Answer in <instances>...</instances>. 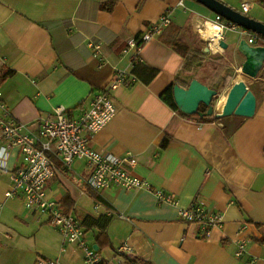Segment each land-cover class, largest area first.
<instances>
[{"label":"crops","instance_id":"obj_1","mask_svg":"<svg viewBox=\"0 0 264 264\" xmlns=\"http://www.w3.org/2000/svg\"><path fill=\"white\" fill-rule=\"evenodd\" d=\"M219 1L264 24V7L257 0ZM243 4L250 6L247 13ZM168 13L163 32L143 43L150 27ZM217 16L196 0H0V73H11L0 86V123L9 114L36 132L60 107L78 119L93 96L125 72L126 83L112 92L117 115L90 138L89 146L121 157L132 154L138 164L126 166L127 171L178 198L179 204L172 205L160 203L146 189L95 190L87 185L92 171L84 161L76 160L65 171L52 156L58 175L47 185L48 198L60 203L70 197L81 217L111 218L110 245L100 252L98 230L86 232L89 245L107 262L127 264L128 256L118 252L127 244L135 258L152 264H264V245L258 242L264 238V75L244 76L245 57L238 51L241 41L256 38L251 45L258 46L264 38L240 27L228 29L227 49L214 54L198 29ZM174 28L180 29L182 51L206 54L199 69L185 72L184 56L166 43L176 37ZM95 46H100L98 57ZM212 59H219L216 63L230 75L223 92L207 84L219 92L218 110L231 87L243 80L257 98L253 117L201 123L162 100L175 83L187 88L184 84L194 79L201 82ZM21 164L17 148L0 150V201L5 204L0 264H38L57 257L62 264H84L78 246L67 244V252H61L59 231L29 211L20 195L6 198L13 188L11 175ZM195 205L223 215L222 224L207 236L179 217L181 209Z\"/></svg>","mask_w":264,"mask_h":264},{"label":"built area","instance_id":"obj_2","mask_svg":"<svg viewBox=\"0 0 264 264\" xmlns=\"http://www.w3.org/2000/svg\"><path fill=\"white\" fill-rule=\"evenodd\" d=\"M242 9L247 13L250 6L243 4ZM169 16L170 13L162 16L158 23L150 27L143 43L151 41L154 36L163 32L169 24ZM238 28L233 23L223 22V18L218 15L215 21L204 22L198 32L207 41L211 51L219 54L223 50L221 42L225 31ZM255 41L256 38L249 39L250 44ZM131 45L136 44L132 42ZM99 48L100 46H95V57H98ZM126 79L125 72H118L109 89L95 94L90 108L78 119H71L67 110L60 107L55 110L54 116L41 122L36 132L30 131L26 125L17 122L9 114H5L0 123V150L4 152L5 148H17L22 158L21 166L11 175L13 188L6 193V198L20 195L29 211L41 220L47 218V222L59 231L64 242L61 252H67V244L78 246L84 254V264H100L102 258L98 251L89 245L81 220L76 215L61 210L59 204L47 196V185L58 175L52 156L60 159L65 171L70 170L76 160L84 161L92 171L87 185L95 190L115 187L126 191L146 189L152 191L162 204H179L175 194L155 190L145 179L125 169L126 166L136 168L138 164L132 154L121 157L100 153L89 146L90 138L116 117L117 106L112 92L125 84ZM4 206V202L0 201V219ZM179 217L187 224L199 226L205 236L210 233L211 228L221 225L223 221L221 212H209L202 205L181 209ZM243 250L244 246H241L237 256H240ZM118 252L129 258H135L127 244L121 245ZM38 264H62V262L57 257L41 259Z\"/></svg>","mask_w":264,"mask_h":264},{"label":"water","instance_id":"obj_3","mask_svg":"<svg viewBox=\"0 0 264 264\" xmlns=\"http://www.w3.org/2000/svg\"><path fill=\"white\" fill-rule=\"evenodd\" d=\"M196 1L226 21L264 38L263 23L242 14L219 0ZM221 45L223 49H227L224 41L221 42ZM238 51L245 57V62L241 67V73L244 76L256 79L260 74L264 75V45L253 46L243 40L238 46ZM173 93L179 110L188 116L226 118L235 115L250 118L255 115L257 108V98L243 80L231 87L221 112L214 104L215 99H219V92L197 79L192 80L187 88L176 85ZM202 105L208 108L207 112H200L199 109ZM94 249L98 250L97 247Z\"/></svg>","mask_w":264,"mask_h":264},{"label":"trees","instance_id":"obj_4","mask_svg":"<svg viewBox=\"0 0 264 264\" xmlns=\"http://www.w3.org/2000/svg\"><path fill=\"white\" fill-rule=\"evenodd\" d=\"M257 3H259L261 6L264 7V0H257ZM105 9L107 10H111L112 6L110 5H106ZM175 30V38H173V40H166V43L168 45H170L171 47H173V49L177 50L178 52L182 53V55L184 56V66L183 69L185 70V72H191L192 69H199L200 67L203 66V64L205 63L206 59V54H197L196 51H188L187 49L182 51L180 49V44L177 41L178 37H179V31L180 29L174 28ZM253 37H257L258 39H262L259 36H256L254 33H252ZM219 61V59H218ZM215 59L212 60H208L206 63V68L204 70L205 76H203V78H201V82L203 81V84L205 85H211V86H216L220 88V91L223 92L226 90V88L228 87V78H229V74L227 72H225V68L224 66H219L216 62H218ZM210 72L212 74H210ZM11 73L8 72L7 74H1L0 73V86L1 83L10 75ZM208 75L213 78V82L209 81L210 77L208 78ZM215 83V84H214ZM217 83V84H216ZM180 83H175L172 86H170L162 95L161 98L162 100L167 103L169 105V107H171L173 110H175L176 112H178L180 115L189 118V119H193L196 120L198 122L201 123H207V122H213V123H220L223 122L226 118H215L214 116L211 117H200L199 115H195V116H188L184 113H182L178 106L175 103L174 100V87L176 85H178ZM185 87H188L189 85L187 83L184 84ZM213 89V88H212ZM216 90V89H215ZM218 101V98L215 99L214 104ZM200 112H207L208 108L205 106H201L200 107ZM167 141H165V145H166ZM59 204V208L67 213L70 214H74L76 215L82 222L83 227L85 228V231L88 232L90 230L96 229L98 230V235H97V244L99 246V252L108 247L110 245L109 243V238H108V234H107V228L110 224L111 218L110 217H106V216H102L99 220H95L89 216H85V217H81L78 216L75 213V209H74V202L72 201V199L68 196H64L62 201ZM258 242L262 245H264V238L259 239ZM98 252V253H99ZM100 255V254H99ZM126 263L127 264H152L150 261H147L145 259H140V258H129L126 257ZM100 264H112L110 262H107L105 260L102 259V262Z\"/></svg>","mask_w":264,"mask_h":264},{"label":"rangeland","instance_id":"obj_5","mask_svg":"<svg viewBox=\"0 0 264 264\" xmlns=\"http://www.w3.org/2000/svg\"><path fill=\"white\" fill-rule=\"evenodd\" d=\"M210 74H212V73L210 72ZM209 77H210V76L208 75V78H209ZM210 79L213 80V78H211V77H210ZM217 103H218V104H217ZM215 106H219V99H218V102L215 103Z\"/></svg>","mask_w":264,"mask_h":264},{"label":"bare ground","instance_id":"obj_6","mask_svg":"<svg viewBox=\"0 0 264 264\" xmlns=\"http://www.w3.org/2000/svg\"><path fill=\"white\" fill-rule=\"evenodd\" d=\"M211 32H213V31H211ZM222 103H223V102H220V107L222 106Z\"/></svg>","mask_w":264,"mask_h":264}]
</instances>
